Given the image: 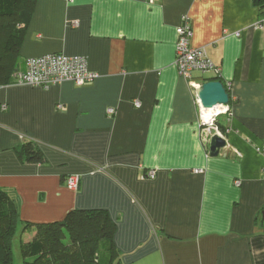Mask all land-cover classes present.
Wrapping results in <instances>:
<instances>
[{
  "label": "crops",
  "instance_id": "obj_1",
  "mask_svg": "<svg viewBox=\"0 0 264 264\" xmlns=\"http://www.w3.org/2000/svg\"><path fill=\"white\" fill-rule=\"evenodd\" d=\"M35 5L19 70L27 58L63 53L86 57L99 76L87 85H0V188L22 223L102 209L116 223L103 264H264V27H255L264 0ZM184 14L191 45L206 46L222 69L194 80L219 79L234 98L232 115L218 120L228 133L216 157L201 137L198 89L175 65ZM71 174L78 190L66 186ZM36 231L23 230L25 242Z\"/></svg>",
  "mask_w": 264,
  "mask_h": 264
},
{
  "label": "trees",
  "instance_id": "obj_2",
  "mask_svg": "<svg viewBox=\"0 0 264 264\" xmlns=\"http://www.w3.org/2000/svg\"><path fill=\"white\" fill-rule=\"evenodd\" d=\"M36 2L0 0V85L15 81L13 75L19 70L20 48ZM256 3L261 5L262 0ZM21 152L29 160L38 158L28 146ZM19 221L15 200L0 188V264H13L12 238ZM29 227L37 231L33 240L22 243L24 264H103L99 259L103 247H108L113 256L116 223L105 210H72L60 221L28 222L23 230Z\"/></svg>",
  "mask_w": 264,
  "mask_h": 264
},
{
  "label": "built area",
  "instance_id": "obj_3",
  "mask_svg": "<svg viewBox=\"0 0 264 264\" xmlns=\"http://www.w3.org/2000/svg\"><path fill=\"white\" fill-rule=\"evenodd\" d=\"M76 26V23H74ZM256 29L262 30L264 27V13L256 24ZM178 34L176 42V60L175 65L179 69L180 76L189 80L194 88L199 89L201 84L194 80L196 72L206 74L212 72L214 79L221 75V67H217L210 56H208L207 47H196L191 45L193 37L192 25L190 17L187 14L182 15L181 25L177 27ZM25 70H19L15 73L14 84H24L29 86H38L49 88L52 85L60 84L66 81H72L76 85H87L96 79L99 74L89 69L88 61L84 56H68L63 53L46 54L40 57H30L25 60ZM198 91V90H197ZM234 100L230 96V101ZM199 105L201 137L205 142L211 140V136L219 135L226 138L228 130L223 131L218 120L221 115H232V108L229 104H219L213 108L205 109L200 102L198 95L197 101ZM135 106H141L140 101L135 102ZM208 110V111H207ZM115 108H109L108 113L114 114ZM257 150L264 156V140ZM264 175V167H263ZM202 170H196L199 173ZM149 177H154V170L149 172ZM66 186L70 190H78L81 178L79 175L71 174L66 178Z\"/></svg>",
  "mask_w": 264,
  "mask_h": 264
},
{
  "label": "water",
  "instance_id": "obj_4",
  "mask_svg": "<svg viewBox=\"0 0 264 264\" xmlns=\"http://www.w3.org/2000/svg\"><path fill=\"white\" fill-rule=\"evenodd\" d=\"M198 98L205 109L213 108L219 104H229L230 94L221 80H208L201 84L198 89ZM209 149L213 157L221 153L222 148L227 144V139L219 136H211Z\"/></svg>",
  "mask_w": 264,
  "mask_h": 264
},
{
  "label": "rangeland",
  "instance_id": "obj_5",
  "mask_svg": "<svg viewBox=\"0 0 264 264\" xmlns=\"http://www.w3.org/2000/svg\"><path fill=\"white\" fill-rule=\"evenodd\" d=\"M23 227L24 223H22V221H19L16 233L12 238L13 264H24L22 243L27 240V234L23 232Z\"/></svg>",
  "mask_w": 264,
  "mask_h": 264
},
{
  "label": "bare ground",
  "instance_id": "obj_6",
  "mask_svg": "<svg viewBox=\"0 0 264 264\" xmlns=\"http://www.w3.org/2000/svg\"><path fill=\"white\" fill-rule=\"evenodd\" d=\"M208 110H211V109H208ZM208 110H207V111H208Z\"/></svg>",
  "mask_w": 264,
  "mask_h": 264
}]
</instances>
